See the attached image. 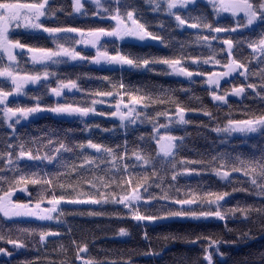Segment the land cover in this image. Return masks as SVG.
<instances>
[{"label": "snow or ice", "instance_id": "6c2138e0", "mask_svg": "<svg viewBox=\"0 0 264 264\" xmlns=\"http://www.w3.org/2000/svg\"><path fill=\"white\" fill-rule=\"evenodd\" d=\"M143 3L151 5L152 12L171 18L176 28L196 30L194 40L181 42L178 54L171 56H141L124 52L119 47L109 50L108 44L115 45L117 41L128 39L158 41L165 47L170 46L171 41L149 30L150 22L145 19L139 0H72V12L67 15L76 14L109 22L107 27L88 29L47 26L48 21L55 22L58 19V12L65 11L63 5L57 4V0H0V129L10 130L0 137V215L3 222L35 218L38 221H55L59 227L63 224L62 217L73 215L130 219L136 222L135 227H146L149 223L168 219H216L226 222L229 218H239L241 223L255 226L264 233V146L252 143L250 148L253 151L248 155L241 153L233 156L231 153L217 152L208 160L177 159L184 147V137L170 134L171 126L190 124L191 121L186 119L189 111H199L209 121L216 120L217 117L206 105L201 104L199 109L189 108L174 95L176 90H145L144 87L126 84L123 75L118 82L109 76L94 77L101 84L106 82L108 87L106 90L97 88L86 92V100L60 99L65 95V90L69 93L73 90L84 91L77 83L79 76L76 79L61 78L57 72L52 71L53 66L69 62L114 66L122 74L127 70L175 75L186 78L190 84H195L198 77H206L204 82L209 86L206 91L214 107L218 111L223 106L229 109L224 117L226 122L222 125L218 122L211 131L227 136L238 133L245 140L256 136L264 141V68L258 74L250 73L253 60L264 64V0H143ZM200 4H204L205 8H198ZM207 6L211 7L216 17L223 13L229 14L232 22L221 24L218 19H210ZM158 26L164 28V22L161 20ZM20 29L30 35L47 34L54 47L22 43L14 37L16 30ZM242 33L247 35L237 39ZM72 34H78L80 38L75 39ZM213 41L218 42L217 47L213 46ZM191 43L206 47L208 55L201 53L198 56H186L184 50ZM79 44L90 45L96 50L95 55H82L75 47ZM244 46L251 51L241 58L237 52L242 55ZM25 49L31 67L21 63L26 54ZM186 60H190L195 68L190 70L185 64ZM210 64L221 65L225 70L216 72L203 67ZM156 65L165 66V69L156 72ZM233 74L243 77L244 81L236 85L232 80L225 79L232 77L234 80L236 77ZM250 75H259V83L247 82ZM50 78H55V87L51 86ZM221 81L232 84L231 88L224 87ZM29 85L45 89L44 94L50 93L58 98L57 102L54 105L42 103L41 94L30 95L26 91ZM180 91L189 92L191 89ZM21 96L28 97L34 103H13ZM125 96L128 98L127 103L124 101ZM106 97L115 100V110L107 115L119 120L120 128L125 130V137L130 130H135L133 126L137 124H152V134L148 138L143 135L139 137L142 143L132 150L131 156L126 138L123 145L113 147L107 143L94 142L91 138L71 144L67 142V136L65 139H56L50 135L25 139L17 131L22 122H31L46 113L79 119L81 123L89 116H103L105 113L97 111L96 105L104 103L100 98ZM229 97H243L254 103L259 102L260 106L253 108L244 105L240 110V118H236ZM160 105L168 107L159 110ZM172 106L174 112L171 111ZM160 117H165L167 123L160 124ZM93 127L100 128V125L85 123L84 130L90 131ZM161 128L165 129L163 135L160 134ZM73 131L66 130L67 133ZM151 141H155V155L149 147ZM66 153L76 159H65ZM48 166H52V170H48ZM208 171L232 184V192L201 191L192 187L182 191L176 185L181 176H202ZM233 173L239 175L233 177ZM29 185L34 187L30 189ZM153 187L160 190L158 194L150 191ZM18 191L28 195L27 202L14 199ZM235 192H242L254 201L260 198L259 203L245 202L244 206L238 203L236 207L224 209L221 202ZM45 204L48 206H43ZM109 204L122 206V209L108 212L103 206ZM65 205L73 207L65 208ZM156 205L160 207L156 208ZM224 227L229 233L237 231L229 228L227 223ZM15 231L18 235L13 236V229L5 230L3 223H0V242L12 246L11 250L0 246V255L11 258L22 250L27 252L30 241H33L37 253L34 259L19 264H40L42 258L38 253L40 248L47 249L49 238L59 241L52 251L62 255L63 259L57 262L45 256L43 259L46 264H132L130 259L100 260L89 255V241L73 238L70 227L66 232L52 230L47 225L39 228L17 227ZM117 234L120 237L131 235L125 227H120ZM66 236L71 240L74 251L72 257H69V248L62 242ZM35 237H38V241H34ZM252 238V227L247 231H239L238 240ZM144 239H149L147 231L144 232ZM164 239H183L192 244L207 241V246L202 249V259L197 264H219L217 257L220 260L225 257V253L220 250L221 245L229 243L218 235L196 234L195 239H191L188 236L169 234ZM143 254L158 256L160 252L150 248ZM250 264H257V261L253 259ZM258 264H264V253H260Z\"/></svg>", "mask_w": 264, "mask_h": 264}, {"label": "trees", "instance_id": "16d2710c", "mask_svg": "<svg viewBox=\"0 0 264 264\" xmlns=\"http://www.w3.org/2000/svg\"><path fill=\"white\" fill-rule=\"evenodd\" d=\"M21 2H31V0H21ZM72 0H57L58 5H63L65 11L58 12V19L53 21H48L47 26H71V27H81L83 29H88L90 27L97 26H108V21H99L97 18H85L79 15H67L66 13H71ZM141 7L144 9V17L150 22L149 30L159 33L162 35L166 41H171L169 47H165L159 42H134L126 40L124 42L117 41L115 45L108 44L109 50L115 47H119L124 52H132L138 55L154 54L157 56H171L174 53L178 54V49L183 41L194 40V34L196 30H182L175 27V22L163 15L162 13L157 14L151 11V5L143 3V0H139ZM86 7L89 5L86 4ZM198 8H205L204 4L197 5ZM206 11L209 14L210 19H218L221 24H227L232 22V18L228 15H221L216 17L212 14V9L210 6L206 7ZM195 14V10H193ZM164 22V28L158 26L160 21ZM75 39H78V34H72ZM222 37L224 34H220ZM247 33H242L237 36V39L246 36ZM14 37L19 39L22 43L28 46L37 47H54L51 40L47 38V34L30 35L24 30H16ZM213 46L217 47L218 42L213 41ZM78 51H81L82 55L91 56V52L85 49L84 45H75ZM250 49L244 46L243 54L237 52L238 56H247L250 53ZM185 55H208V49L206 47L198 46L195 43H191L190 46L186 47L184 50ZM26 53V49H25ZM223 55V54H221ZM220 58V57H218ZM21 63L26 67H31L30 61L28 59V54L26 53L21 60ZM185 64L190 67V70L195 68L191 65L190 60H186ZM204 68H208L212 71H224L225 69L221 65H205ZM264 68V64H260L253 60L250 65V73H259L261 69ZM165 69V66L156 65L155 71L161 72ZM52 71L58 73L61 78H71L76 79L77 76L80 79L77 81L81 89L84 91L76 92L73 90L72 93L65 90V95L60 98L62 100L68 101H82L88 99L86 92L94 90L97 88L107 89L108 85L101 84L99 80L94 79L97 76H109L114 82H118L123 75V80L126 84L134 85L136 87H144L145 90L158 92L161 88L164 89H174V95L185 105L192 109H199L201 104L206 105L210 110L213 111L214 116L217 117L216 120L209 121V119L202 115L199 111H189L186 114V119L191 121L190 124L185 126H171V133L177 136L184 137V147L179 153L177 159H211L213 155L217 152L231 153L233 156L236 154H250L253 149L250 148L252 143L260 144L264 146V141H261L259 137L253 136L248 140H245L241 134H232L227 136L226 134H217L211 131V128L215 127L219 122L221 125L225 123V113L229 111L227 106H223L219 111L214 107L210 96L208 95L206 89L209 87L203 79L196 78L197 82L195 84H190L188 80L184 77L175 75H156L152 72L143 71H127L125 70L123 74L121 71L115 67H109L106 65L95 66L88 62H83L78 64L77 62H69L67 64H61L59 66H53ZM236 78L233 80L232 77L225 78L227 80H232V83L239 85L244 81L243 77H238L233 74ZM93 77V78H90ZM259 75H250L247 82L259 83ZM51 86L55 87V78H50ZM222 85L227 88H231L232 84ZM146 86V87H145ZM180 89H191L189 92L180 91ZM26 91L29 94H41L42 103L54 105L57 102L56 97L49 94H44L45 89H41L38 85H29ZM249 92L251 90H248ZM199 98V99H197ZM12 98H10L11 100ZM104 100V103L97 104V111L104 112L103 116H89L85 118V122L81 123L79 119L73 118H61L56 117L51 113H46L40 118L33 120L31 122H22L18 126V133L25 139H30L32 137H45L47 135L52 136L56 139H65L67 136V142L69 144L76 141H86V139L91 138L94 142L107 143L109 146H115L117 144L123 145L125 138L128 141L129 156L133 149L138 148L142 141H140V136L150 137L152 134V124H137L134 127V131H129L127 137H125V130L120 128L119 120L115 117L107 115V113L114 111L115 100L111 97L100 98ZM125 103L128 102V98L125 96ZM13 103H20L22 105H31L34 103L33 100L28 99V97L21 96L17 101ZM229 103L232 105V112L236 118H240V110L244 105H251L253 108L260 106L259 102H253L249 99H244L243 97H229ZM165 105L158 106L159 110H164ZM126 111V110H125ZM171 111L174 112V106L171 107ZM158 122L160 124H166L167 119L165 117H160ZM85 123L87 124H99L100 128L93 127L90 131L84 130ZM203 125H208L204 127ZM67 129H73L71 133H67ZM101 129H109L113 131H102ZM10 131L5 129H0V137L6 135ZM165 129H160V134L163 135ZM150 150L153 155L157 151L155 141H151ZM77 153L79 150H76ZM92 152V150H87ZM134 161L135 158L131 157ZM65 159L75 160L76 157L72 154H65ZM179 167V166H178ZM48 170H52V166H48ZM150 171V169H149ZM239 174L233 173V177H237ZM170 179V174H169ZM240 179H246L240 177ZM176 185L181 188L182 191H186L189 187L199 188L201 191H228L232 192L233 185L227 181L220 180L210 171L202 176H181L178 178ZM166 186V185H165ZM239 186V185H237ZM247 186V185H246ZM30 189L34 186L29 185ZM142 191V190H141ZM154 194L159 193V189L153 187L150 189ZM173 194L174 191H173ZM33 202H35V193H32ZM14 199L20 202H27L29 197L26 193L17 192ZM260 198H255L245 196L242 192L232 193L230 197H226L225 201H222L224 209L236 207L239 203L240 206H244L245 202L251 204L253 202L259 203ZM65 208H71L73 206H63ZM84 208H96L99 209L100 206H80ZM105 210L112 212L113 210L122 209L119 205H104ZM160 205H156L159 208ZM179 207V206H175ZM126 211V210H124ZM61 220L63 224L59 227L55 221H38L35 218H25L21 220L7 221L3 222V217L0 215V223H3L5 230L8 228L13 229V236L18 235L15 231L17 227H31L39 228L40 226L47 225L51 227L52 230H59L61 232H66L70 227L72 228L71 236L75 239L83 240L87 239L90 243V253L89 255L103 260L108 259H130L132 264H197L199 259H202L203 251L202 249L207 246V241H198L195 244L188 243L186 240H165L164 236L173 234L177 236H188L191 239H195L196 234L200 235H218L223 236V239L229 241V243L221 245V251L225 253L223 260L217 257L219 264H250V262L255 259L257 264L259 262L260 253H264V233L260 232L255 226L247 225L241 223L239 218L231 219L229 218L226 222L219 221L216 219L208 220H190V219H171L165 222H157L155 224H147L145 227H135L134 221L130 219L119 220L115 217H89V216H73L67 215L62 217ZM227 223L229 228L237 229L236 232L229 233L225 229L224 225ZM120 227L127 228L131 235L120 237L118 229ZM249 227L253 228V238L249 240H238L239 231H247ZM148 233V240L144 239V232ZM34 241H38V237L34 238ZM236 241L235 243H231ZM69 248V257L74 255L72 249L71 240L66 236L62 241ZM59 243V241H53L49 238V243L47 249L40 248L39 256L42 258L40 264H46L43 257L47 256L49 259L56 260L63 259L62 255H57L52 249ZM0 246L7 247L2 242ZM37 247L39 245L37 244ZM8 248V247H7ZM155 249L160 252L158 256L144 255L143 253L149 249ZM9 249V248H8ZM11 250V249H9ZM36 249L33 247V241L29 242V251H21L14 254L13 257L8 258L0 255V264H19V262L25 260H32L36 255Z\"/></svg>", "mask_w": 264, "mask_h": 264}, {"label": "rangeland", "instance_id": "374dc122", "mask_svg": "<svg viewBox=\"0 0 264 264\" xmlns=\"http://www.w3.org/2000/svg\"><path fill=\"white\" fill-rule=\"evenodd\" d=\"M221 15H228V16H230L229 14H227V13H223V14H221ZM220 15V16H221ZM20 30H23V29H20ZM80 37H79V35H78V39H79ZM128 40H130V41H134V40H131V39H128ZM134 42H141V41H134ZM143 42H154V43H157L158 41H143ZM82 45V44H81ZM85 47V49H87V50H89L90 52H91V56H94L95 55V49H93V48H91V46L90 45H85L84 46ZM90 56V57H91ZM89 64H91V65H95V64H92V63H89ZM95 66H101V65H95ZM114 108V107H113ZM126 110V109H125ZM187 114V113H186ZM116 118V117H115ZM234 134H238V133H234ZM43 206H48L47 204H45V205H43Z\"/></svg>", "mask_w": 264, "mask_h": 264}, {"label": "water", "instance_id": "95a60500", "mask_svg": "<svg viewBox=\"0 0 264 264\" xmlns=\"http://www.w3.org/2000/svg\"><path fill=\"white\" fill-rule=\"evenodd\" d=\"M106 66H108V65H106ZM109 67H114V66H109ZM168 220H171V219H168ZM168 220H162V221H158V222H165V221H168ZM157 223V222H156ZM7 247L9 248V249H11L12 248V246L11 245H7Z\"/></svg>", "mask_w": 264, "mask_h": 264}, {"label": "flooded vegetation", "instance_id": "af4514ba", "mask_svg": "<svg viewBox=\"0 0 264 264\" xmlns=\"http://www.w3.org/2000/svg\"><path fill=\"white\" fill-rule=\"evenodd\" d=\"M82 45H84V44H82ZM85 46V45H84Z\"/></svg>", "mask_w": 264, "mask_h": 264}]
</instances>
